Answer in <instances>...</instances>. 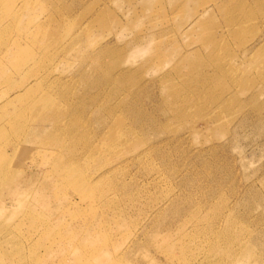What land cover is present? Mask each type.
Returning a JSON list of instances; mask_svg holds the SVG:
<instances>
[{"label": "rangeland", "instance_id": "rangeland-1", "mask_svg": "<svg viewBox=\"0 0 264 264\" xmlns=\"http://www.w3.org/2000/svg\"><path fill=\"white\" fill-rule=\"evenodd\" d=\"M0 167V264H264V0H0Z\"/></svg>", "mask_w": 264, "mask_h": 264}, {"label": "bare ground", "instance_id": "bare-ground-1", "mask_svg": "<svg viewBox=\"0 0 264 264\" xmlns=\"http://www.w3.org/2000/svg\"><path fill=\"white\" fill-rule=\"evenodd\" d=\"M20 61H22V60H20ZM18 114V113H17ZM18 121V118H15V121L14 122H17ZM2 170H3V168L2 167H0V173L2 172Z\"/></svg>", "mask_w": 264, "mask_h": 264}]
</instances>
